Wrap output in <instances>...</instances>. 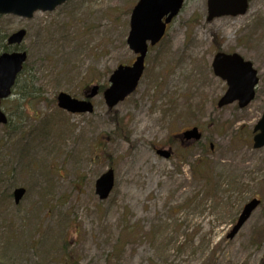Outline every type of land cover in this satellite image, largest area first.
<instances>
[{
    "label": "rangeland",
    "instance_id": "374dc122",
    "mask_svg": "<svg viewBox=\"0 0 264 264\" xmlns=\"http://www.w3.org/2000/svg\"><path fill=\"white\" fill-rule=\"evenodd\" d=\"M136 2L0 14L7 35L25 30L10 50L27 55L0 101L20 126L12 136L0 125V264H264V146H252L264 111V0L211 20L207 0H184L148 46L136 89L109 109L111 72L135 58L126 39ZM217 51L257 71L247 106H217L227 88L212 69ZM93 85L92 112L57 107L58 92L81 99ZM192 126L201 137L182 138ZM109 168L114 186L100 200L95 180ZM252 198L259 206L229 236Z\"/></svg>",
    "mask_w": 264,
    "mask_h": 264
},
{
    "label": "water",
    "instance_id": "95a60500",
    "mask_svg": "<svg viewBox=\"0 0 264 264\" xmlns=\"http://www.w3.org/2000/svg\"><path fill=\"white\" fill-rule=\"evenodd\" d=\"M66 0H0V14H12L30 18L37 10H53ZM183 0H138L130 15V31L127 44L137 56L131 65H118L109 76L110 85L103 91V98L109 108L134 91L144 69V57L147 43L154 45L164 34L166 24L178 13ZM248 0H207V20L222 15H238L245 13ZM25 30L12 32L8 38L9 45L20 44L25 36ZM26 60L25 51L2 52L0 54V100L10 95L18 73ZM215 75L225 80L227 89L217 101V106L231 104L237 101L240 108L245 107L254 98L255 86L258 82L257 72L252 63L244 60L238 53L217 52L212 60ZM98 85H93L86 94V99H77L65 92L56 96L57 106L71 113L92 112L93 105L89 98L98 93ZM7 122V116L0 107V124ZM253 131V147L264 146V111L255 124ZM185 139L200 138L197 127L184 130ZM157 153L165 158L169 152L158 149ZM114 185V174L107 169L95 180L94 191L100 200L110 194ZM25 189L15 188L12 192L13 200L18 203L23 197ZM259 200L253 198L244 204L241 213L233 226L229 236H232L244 223L250 212L256 208Z\"/></svg>",
    "mask_w": 264,
    "mask_h": 264
},
{
    "label": "trees",
    "instance_id": "16d2710c",
    "mask_svg": "<svg viewBox=\"0 0 264 264\" xmlns=\"http://www.w3.org/2000/svg\"><path fill=\"white\" fill-rule=\"evenodd\" d=\"M7 32L6 30H4V28L2 27L1 23H0V53L3 51H7L10 49V47L6 44V38H7ZM15 121H11L8 119V122L5 126V128L8 130V133L12 136H14L16 134V132L20 131V126L17 125V123H14ZM11 138V137H9ZM1 140V138H0ZM2 143V142H0Z\"/></svg>",
    "mask_w": 264,
    "mask_h": 264
},
{
    "label": "bare ground",
    "instance_id": "6f19581e",
    "mask_svg": "<svg viewBox=\"0 0 264 264\" xmlns=\"http://www.w3.org/2000/svg\"><path fill=\"white\" fill-rule=\"evenodd\" d=\"M202 32V31H201ZM178 33V32H177ZM176 39V38H175ZM193 41V40H192ZM176 47V42H175V40H174V43H173V48L172 49H174ZM142 126V125H141Z\"/></svg>",
    "mask_w": 264,
    "mask_h": 264
},
{
    "label": "flooded vegetation",
    "instance_id": "af4514ba",
    "mask_svg": "<svg viewBox=\"0 0 264 264\" xmlns=\"http://www.w3.org/2000/svg\"><path fill=\"white\" fill-rule=\"evenodd\" d=\"M170 152V151H169Z\"/></svg>",
    "mask_w": 264,
    "mask_h": 264
}]
</instances>
